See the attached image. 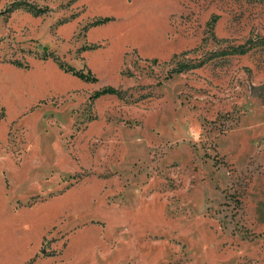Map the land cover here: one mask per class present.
Here are the masks:
<instances>
[{
  "label": "rangeland",
  "instance_id": "1",
  "mask_svg": "<svg viewBox=\"0 0 264 264\" xmlns=\"http://www.w3.org/2000/svg\"><path fill=\"white\" fill-rule=\"evenodd\" d=\"M26 1L0 0V264H264V0Z\"/></svg>",
  "mask_w": 264,
  "mask_h": 264
},
{
  "label": "trees",
  "instance_id": "2",
  "mask_svg": "<svg viewBox=\"0 0 264 264\" xmlns=\"http://www.w3.org/2000/svg\"><path fill=\"white\" fill-rule=\"evenodd\" d=\"M25 2H27V1L26 0H21V3H23L24 6H26L25 8L27 10L32 11V12H36L37 11V7L36 6H34L32 4H29V2H27V3H25ZM15 5L18 6V4H16V3L14 5H10L11 8L8 10V12H11L12 10L16 9ZM23 5H19V6H23ZM38 10H40L38 12L42 11L41 9H38ZM106 21H107V19H102L101 21H99V23H103V22H106ZM61 67H63V66H61ZM181 71H182V69L177 70V72H181ZM74 74L79 76V77H81V78H85L86 80H96L94 77H92L91 73H88L86 76L83 73H81V72H75ZM252 90H253V94L255 96L261 98V100L264 102V85L258 86V87H253ZM113 92H115L114 88H110L109 87V88L104 89L103 91L97 92L95 94V97H99L102 94L113 93Z\"/></svg>",
  "mask_w": 264,
  "mask_h": 264
}]
</instances>
